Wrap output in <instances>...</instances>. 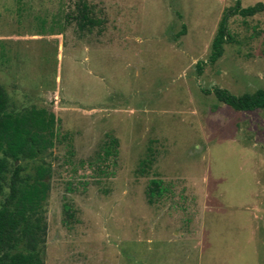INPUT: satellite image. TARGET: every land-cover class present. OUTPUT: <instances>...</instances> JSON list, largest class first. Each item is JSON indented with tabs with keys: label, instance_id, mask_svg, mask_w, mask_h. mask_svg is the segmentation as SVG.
Wrapping results in <instances>:
<instances>
[{
	"label": "rangeland",
	"instance_id": "1",
	"mask_svg": "<svg viewBox=\"0 0 264 264\" xmlns=\"http://www.w3.org/2000/svg\"><path fill=\"white\" fill-rule=\"evenodd\" d=\"M82 2L100 23L79 26ZM234 2L0 0L7 110L55 117L53 144L17 161L22 184L49 168L43 264H264V109L203 91L264 87V9Z\"/></svg>",
	"mask_w": 264,
	"mask_h": 264
},
{
	"label": "trees",
	"instance_id": "2",
	"mask_svg": "<svg viewBox=\"0 0 264 264\" xmlns=\"http://www.w3.org/2000/svg\"><path fill=\"white\" fill-rule=\"evenodd\" d=\"M264 9V3L241 7L240 0H235L230 9L231 14L252 15ZM79 26L94 25L99 20L89 16V8L82 2L78 8ZM227 14L221 17L217 31L211 42L207 62L214 63L223 53V44L228 35ZM183 33V29L178 35ZM206 61L196 63V71L202 73ZM212 93L216 99L237 111H253L264 109V87L253 92L235 95L222 87L203 89ZM8 98L5 90L0 86V194L2 193V179L10 172L9 192L0 208V264H43L42 252L46 230L44 217L36 214L42 202L47 197L49 185L45 180L49 168L47 165L35 166L32 181L22 184L20 172L23 166L17 163L21 158L36 159L53 144L55 117L45 108L30 107L21 112L7 110ZM117 140L112 138V148ZM8 160L13 163L9 170ZM149 194L160 191V180L151 179Z\"/></svg>",
	"mask_w": 264,
	"mask_h": 264
}]
</instances>
